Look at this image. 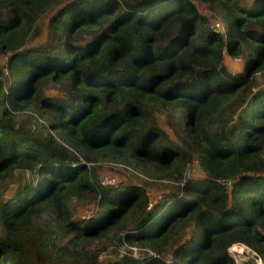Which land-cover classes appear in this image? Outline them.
Listing matches in <instances>:
<instances>
[{
  "label": "trees",
  "instance_id": "obj_1",
  "mask_svg": "<svg viewBox=\"0 0 264 264\" xmlns=\"http://www.w3.org/2000/svg\"><path fill=\"white\" fill-rule=\"evenodd\" d=\"M202 1L224 34L194 0H0V264H100L85 243L112 229L159 254L142 264H168L164 250L175 264H257L235 261V242L264 264V0ZM192 156L199 176L185 174ZM99 159L178 184L148 207L143 184L102 185L87 164ZM81 200L97 212L76 215Z\"/></svg>",
  "mask_w": 264,
  "mask_h": 264
},
{
  "label": "rangeland",
  "instance_id": "obj_2",
  "mask_svg": "<svg viewBox=\"0 0 264 264\" xmlns=\"http://www.w3.org/2000/svg\"><path fill=\"white\" fill-rule=\"evenodd\" d=\"M194 1L199 11L203 15L206 16L207 26H209L210 23L214 19L220 18L218 14H216L215 11L211 7H209L207 2L202 1V0H194ZM251 1L252 0H238L239 3H248ZM48 15H49V12H46L44 15H42L41 19L39 20L40 25H42L43 28L45 27L46 22L48 20L47 18ZM87 35H88L87 33H82L80 38L81 39L87 38L88 37ZM237 57L239 56H233V55H230L229 53L225 55L224 62L226 66L228 67V69L232 72L241 71L244 68L245 56L241 55L240 56L241 58H237ZM3 67L6 72V68H7L6 65H4ZM256 76H257L256 79L258 82L253 88L254 92H257L260 89V87L264 86V70H262L261 72H257ZM44 88H45L44 91L47 94L49 92H54V93L60 92L61 93L64 91L63 85H61L60 83H54V82L48 83ZM15 114H16L15 117L17 120V124L21 125V123H24L23 125H25V127L27 128L30 127L32 129H35L37 121L41 122L40 117H38V115L36 114L31 115L30 110H20L16 112ZM154 114L157 115L162 127L168 131L172 139H178L175 133L173 132V130L166 123V119L164 117L165 112L155 111ZM43 129L44 128H41L40 130H37V131H40L41 133L44 134L46 133V130H43ZM58 135L57 137L59 138ZM192 157H193V160L191 161V163L189 162L187 164V169H186L185 174H187L188 176L189 175L199 176L203 174L204 171L201 165H199L198 163L199 160L194 156ZM87 164L91 169L95 170L98 179H101L105 175H114L116 177L115 185H120L124 183L127 184L130 182L143 184L146 187V190L148 191L147 193L149 197H151V201L153 200L152 202H155V199L164 198L163 192L166 191L165 189H169L171 186L178 184V181L173 177L163 176L161 178L154 179V180L152 178H148L146 175H144V173H141L135 169L131 171L130 168L128 169L124 165V162L122 161L99 159V160H91ZM228 181L230 180L225 181V183L230 184L231 181L230 182ZM163 203H164V200H161L159 203H157L154 207L153 212H155L160 207H162ZM76 206H77L75 209L76 215H78V213L81 211L82 213H86V211L88 210L90 211L93 209V211L95 212H97L98 210V206L95 200L89 201V202L87 200H84V201L81 200L79 201V204H76ZM122 233H123V230L119 231V230L112 229L107 234L102 235L100 237H96L92 239L91 241L86 242L85 246L86 248L90 250H93L94 248H98V249L100 248V251L98 253V258H97L98 263L100 264L118 263V262H121V260H123L125 256L132 257L133 254L130 250V245L132 244H135L141 247V249L144 252H151V248L148 245H141L139 243H128L125 240H121ZM236 245H237L235 246L236 250H233L232 253L237 251L239 252V255L241 256L250 255L248 251H245L244 249L241 250L242 247L240 246V243ZM170 252H173V250H164L163 252H161V255L165 257ZM253 253L254 252H252V254ZM239 255L235 253V258L237 260L242 259V257ZM175 256L170 257L172 261ZM140 257H142V255L138 254L137 257H133V258L140 259ZM179 261H180L179 256H176L173 264L178 263Z\"/></svg>",
  "mask_w": 264,
  "mask_h": 264
},
{
  "label": "built area",
  "instance_id": "obj_3",
  "mask_svg": "<svg viewBox=\"0 0 264 264\" xmlns=\"http://www.w3.org/2000/svg\"><path fill=\"white\" fill-rule=\"evenodd\" d=\"M214 22L212 23V25H211V28L213 29V30H215V31H218V32H221V33H225V25H224V23H223V21L220 19V18H217V19H215V20H213ZM237 58H240V57H237ZM116 181V177L114 176V175H105V176H103L102 178H101V183H103V184H109V183H114ZM89 211V210H88ZM87 211V212H88ZM90 211H92V210H90ZM89 211V212H90ZM236 245H231L230 247H229V250L232 252L233 250H236V247H235ZM130 250H131V252H132V254H133V256L132 257H137V255L138 254H141L142 255V257H140V258H143V257H145V256H147V255H155L156 253L151 249V252H144L142 249H141V247H139V246H137V245H135V244H132V245H130ZM247 251H249V249H247ZM124 253H125V251H124ZM171 256H169L168 258L169 259H167V261H172V259L170 258ZM249 256H246V255H244V258H248Z\"/></svg>",
  "mask_w": 264,
  "mask_h": 264
},
{
  "label": "clouds",
  "instance_id": "obj_4",
  "mask_svg": "<svg viewBox=\"0 0 264 264\" xmlns=\"http://www.w3.org/2000/svg\"><path fill=\"white\" fill-rule=\"evenodd\" d=\"M221 33V32H220ZM223 34V33H222ZM226 52V51H225ZM240 57V56H239ZM241 58V57H240ZM6 71H7V68H6ZM100 180V183H101V179H99ZM228 182H230V181H228ZM116 183V181L114 182V183H109V184H115ZM102 185H109V184H103V183H101ZM151 199V198H150ZM152 204H153V202L150 200L149 202H148V207H151L152 206ZM93 210V209H92ZM87 212V211H86ZM92 212V211H91ZM236 244H239L240 243V246L242 247V249L241 250H245V251H247V249H249V257L248 258H244V256H241V255H239V252H237V251H235V252H231L230 250H229V248H228V250H229V252L233 255V257H234V259H235V261H238L236 258H235V253L237 254V255H239V256H241L242 257V259L243 260H247V259H250L251 257H253L254 258V260L256 261V263L257 264H263V259H262V257H261V255L260 254H258L254 249H252L250 246H248L247 244H245L244 242H235ZM235 243H232L231 245H236ZM230 245V246H231ZM229 246V247H230ZM237 246V245H236ZM155 252V251H154ZM252 252H254L253 254H252ZM156 253V252H155ZM155 255H159L158 253H156ZM154 256V255H153ZM160 256L168 263V264H173L174 263V259L176 258V256H175V253H173V252H170L168 255H166L165 257L164 256H162L161 255V253H160ZM169 256H175L174 258H173V261H167V259H168V257ZM144 258V257H143ZM143 258H140V259H142V260H137L136 262L137 263H135V264H142V261H143Z\"/></svg>",
  "mask_w": 264,
  "mask_h": 264
}]
</instances>
